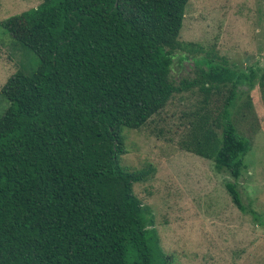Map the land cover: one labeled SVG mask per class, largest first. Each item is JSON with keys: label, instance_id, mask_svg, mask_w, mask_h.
I'll return each instance as SVG.
<instances>
[{"label": "trees", "instance_id": "obj_1", "mask_svg": "<svg viewBox=\"0 0 264 264\" xmlns=\"http://www.w3.org/2000/svg\"><path fill=\"white\" fill-rule=\"evenodd\" d=\"M188 2L42 0L4 22L39 64L1 88L0 264H173L133 190L154 168L119 160L124 130L141 129L175 95L202 96L179 149L241 177L252 142L235 124L238 90L258 86L264 103V69L234 71L180 41ZM176 54L196 69L178 84L170 77ZM251 110L247 93L235 114ZM225 188L243 211L235 182Z\"/></svg>", "mask_w": 264, "mask_h": 264}, {"label": "rangeland", "instance_id": "obj_2", "mask_svg": "<svg viewBox=\"0 0 264 264\" xmlns=\"http://www.w3.org/2000/svg\"><path fill=\"white\" fill-rule=\"evenodd\" d=\"M41 1L0 0V117L8 108L1 94L8 77L18 69L30 74L39 64L4 22ZM179 40L199 44L210 59L226 62L234 71L263 70L264 0H189ZM181 55L173 58L170 77L175 84L195 76L192 58L184 55L181 60ZM248 90L246 83L239 86L242 97L236 101L234 120L252 146L236 181L225 171L217 172L212 161L178 147L188 114L202 100L196 89L175 95L141 129L124 130L127 153L119 164L131 170L154 168L151 178L133 190L150 210L160 247L173 264H264V103L258 86ZM247 93L252 110L236 115ZM220 101V96L212 97L208 108L215 110ZM228 182H235L243 211L232 203Z\"/></svg>", "mask_w": 264, "mask_h": 264}, {"label": "water", "instance_id": "obj_3", "mask_svg": "<svg viewBox=\"0 0 264 264\" xmlns=\"http://www.w3.org/2000/svg\"><path fill=\"white\" fill-rule=\"evenodd\" d=\"M116 5V4H115Z\"/></svg>", "mask_w": 264, "mask_h": 264}]
</instances>
